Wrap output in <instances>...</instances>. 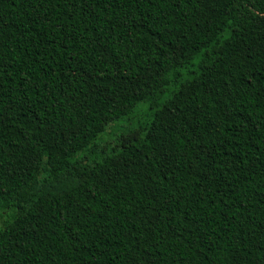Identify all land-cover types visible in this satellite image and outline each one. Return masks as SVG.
I'll return each instance as SVG.
<instances>
[{
  "label": "trees",
  "instance_id": "16d2710c",
  "mask_svg": "<svg viewBox=\"0 0 264 264\" xmlns=\"http://www.w3.org/2000/svg\"><path fill=\"white\" fill-rule=\"evenodd\" d=\"M0 217V264H264V0H0Z\"/></svg>",
  "mask_w": 264,
  "mask_h": 264
},
{
  "label": "rangeland",
  "instance_id": "374dc122",
  "mask_svg": "<svg viewBox=\"0 0 264 264\" xmlns=\"http://www.w3.org/2000/svg\"><path fill=\"white\" fill-rule=\"evenodd\" d=\"M148 103L142 102L134 110L135 118L148 119L149 116ZM135 119L130 120L129 117L125 116L118 120L111 122L107 129L100 135L99 141L101 143H113L115 139L126 129L133 125ZM2 224V217H0V226Z\"/></svg>",
  "mask_w": 264,
  "mask_h": 264
}]
</instances>
